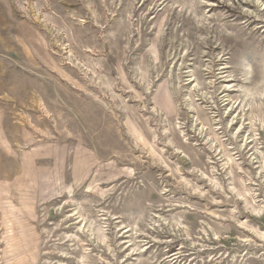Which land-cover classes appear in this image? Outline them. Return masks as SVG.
<instances>
[{"label":"rangeland","instance_id":"1","mask_svg":"<svg viewBox=\"0 0 264 264\" xmlns=\"http://www.w3.org/2000/svg\"><path fill=\"white\" fill-rule=\"evenodd\" d=\"M259 5L0 0V264H264Z\"/></svg>","mask_w":264,"mask_h":264},{"label":"bare ground","instance_id":"2","mask_svg":"<svg viewBox=\"0 0 264 264\" xmlns=\"http://www.w3.org/2000/svg\"><path fill=\"white\" fill-rule=\"evenodd\" d=\"M258 7H260L261 9H264L263 5H259ZM259 28V27H258ZM231 91V90H230ZM233 107H231L230 109H228V114H229V118H231V116L233 115ZM226 113V112H225ZM228 125H226L228 128L230 127L231 128V131L233 130V127H235L234 129H237V133H236V136L234 138H240L242 137L245 141V145L243 146L245 149L246 147L248 146V141L251 139L250 137V134L247 130V127L245 126V124L241 121V122H238L235 121V119H233L232 121H229L227 123ZM220 129V128H219ZM235 134V133H234ZM243 134V136H242ZM254 140V139H253ZM256 142V141H255ZM243 145V144H242ZM260 174V173H259ZM70 203V202H69Z\"/></svg>","mask_w":264,"mask_h":264}]
</instances>
